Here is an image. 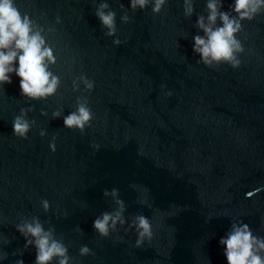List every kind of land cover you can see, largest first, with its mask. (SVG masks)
Segmentation results:
<instances>
[{"label":"clouds","instance_id":"obj_1","mask_svg":"<svg viewBox=\"0 0 264 264\" xmlns=\"http://www.w3.org/2000/svg\"><path fill=\"white\" fill-rule=\"evenodd\" d=\"M167 0H130V9L135 12L137 9L144 10L150 4L152 13L159 14L163 10ZM223 9V0H207V16H197L194 25L203 35L193 37V53L199 56L197 63L209 68H218L227 64L233 69L241 66L239 55L244 52V47L237 34L243 31V21H251L261 12H264V0H234L228 11ZM124 14L120 17L121 22L127 24L130 17L124 11V5H120ZM183 11L187 18L195 12L194 0H183ZM234 13V15H233ZM95 16L102 27L106 29L107 37H114L117 33L116 12L110 8L107 0H102L96 7ZM218 21L220 24L218 25ZM57 18V23H59ZM222 25V26H220ZM53 33L54 28L47 30L33 20L27 13H22L16 6L15 0H0V86L11 84L10 74L15 73L20 78L21 96L32 101L47 100L54 96L61 87V79L50 71V66L57 63L54 49L48 44L45 33ZM119 38L113 40L114 45H120ZM18 60V68L14 62ZM77 97L76 110L66 116H62L63 109L58 108L52 113V119L63 117L64 127L70 130H78L84 133L86 127L91 126L93 113L89 107L88 96L83 93H91L94 89V81L84 75H80L72 81L73 92L81 91ZM163 87V86H162ZM171 96V92L165 93ZM34 111L33 108H21L19 115L12 121L13 134L21 139H27L29 131L36 125V120H28L27 114ZM41 116L48 113L41 111ZM45 130L39 135L44 137ZM94 147H99L95 145ZM52 152L56 151V137L53 136L49 144ZM255 193L248 192L247 196L252 197ZM105 198H111L115 208L111 212H103L93 221V228L103 238H108L110 233L118 231V225L123 227L127 221L125 218L126 205L120 199L118 189L111 191L105 189ZM140 203H146L141 199ZM45 213L50 209L47 200L40 201ZM45 223L38 216L25 218L16 225V231L25 239V249L34 246L36 249L35 264H70L68 247L62 238H57L54 227L45 229ZM135 230L137 239L136 247H141L145 241L153 238L152 222L142 214H137L128 223L125 231ZM219 243L226 246L225 255L228 264H264V237L253 234L252 229L242 220H233L230 231L226 237L221 238ZM93 254L89 247L82 246L79 250L80 256ZM7 253L0 251V260L6 259ZM16 264H23L22 260Z\"/></svg>","mask_w":264,"mask_h":264}]
</instances>
